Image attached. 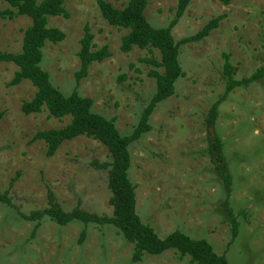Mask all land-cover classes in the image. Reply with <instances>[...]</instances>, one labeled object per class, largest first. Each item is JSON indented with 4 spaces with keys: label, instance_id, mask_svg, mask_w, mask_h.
<instances>
[{
    "label": "rangeland",
    "instance_id": "obj_1",
    "mask_svg": "<svg viewBox=\"0 0 264 264\" xmlns=\"http://www.w3.org/2000/svg\"><path fill=\"white\" fill-rule=\"evenodd\" d=\"M104 1L116 9L128 2ZM178 3L148 0V22L168 28ZM8 8L0 3V12ZM65 8L68 18L49 19V26L64 32L66 39L45 46L43 70L64 95L77 91L92 99L94 113L113 121L123 136L130 135L156 91L155 79L141 62L151 54L138 48L121 51V40L129 32L104 20L98 0H68ZM218 17L224 18L208 37L180 46L185 76L177 82L175 95L155 109L152 130L131 145L129 176L136 187L137 212L160 238L179 230L208 241L218 255L227 253L229 264H264V78L235 89L220 106L217 127L233 176L231 208L240 223L233 244L225 188L208 154L205 126L211 106L225 90L224 55L230 56L237 80L264 66V0H234L228 6L219 0H192L172 30L176 43L195 36ZM30 25L27 17H0L1 50L20 53ZM86 27L94 36V50L107 46L111 56L92 64L78 83ZM154 55L160 59L159 52ZM18 70L12 63H0V111L6 113L0 121V189L9 191L17 207L0 204V264H191L189 257L174 250L147 254L134 263V245L112 225L77 221L61 227L46 218L36 229L37 222L20 215L46 208L50 191L66 211L78 202L99 215L112 216L114 209L109 202V172L93 167L94 161H110L104 145L79 137L48 157L44 141L32 142L38 132L63 128L71 118H49L46 111L24 115L22 103L32 100L37 90L29 81L9 86ZM83 230L87 235L80 244Z\"/></svg>",
    "mask_w": 264,
    "mask_h": 264
},
{
    "label": "trees",
    "instance_id": "obj_2",
    "mask_svg": "<svg viewBox=\"0 0 264 264\" xmlns=\"http://www.w3.org/2000/svg\"><path fill=\"white\" fill-rule=\"evenodd\" d=\"M67 1L44 0L38 3L37 0H0V3L9 6L8 9L0 12L1 18L14 20L19 17H27L31 20V25L24 31L21 52L9 53L0 48V63H12L19 69L9 86H18L24 81H29L37 90L32 100L22 103L21 110L24 115L30 116L46 111L49 118L60 121L67 117L71 118L65 127L38 132L33 138L32 142L44 141L46 143V155L48 157L54 156L65 142L73 141L79 137L96 140L108 149L110 161L104 163L94 161L93 167L109 172L108 188L112 195L109 202L114 209L113 215H99L86 211L82 208V202H78L72 211H66L51 191L48 195L46 208L31 212L28 215L23 213L20 215L26 221L37 222L36 229L46 218L61 227H66L77 221L84 225H112L121 232L129 243L134 245L135 251L132 258L134 263L141 262L147 254L159 256L174 250L181 257H189L191 264H229L226 257L227 253L218 255L206 240H195L179 230L162 239L153 228L145 225L137 212L136 187L132 184L129 176L131 145L152 130L150 119L155 109L159 104L175 95L177 82L185 76L179 60L180 46L205 39L219 27L224 17L211 20L195 36L186 38L181 43H176L172 30L184 16L192 0H179L176 17L168 28H155L148 22L146 18L148 0H128L123 9H116L111 3L98 0L99 10L104 20L111 27L129 32L121 40V51L129 53L134 48H138L148 50L152 56L141 59V62L148 66V76L156 81L155 94L143 110L134 131L128 136H123L113 121L94 113L92 99L82 97L77 91L69 96L64 95L54 87L49 74L41 66L45 46L48 43L58 44L66 39L64 32L49 26V19L51 17L68 18L69 14L65 8ZM233 1L219 0L225 6L230 5ZM93 40V34L86 27L84 37L81 40L79 54L81 69L76 76L78 83L88 76L92 64L101 63L111 56L107 46L94 50ZM155 51L159 52L160 59L155 57ZM224 59L225 90L223 95L211 106L205 120V126L208 136V154L215 167V172L222 180L225 188L224 204L232 226L231 244H233L238 238L240 223L231 208L233 176L217 123L220 116V106L228 100L235 89L262 80L264 78V66L251 77L237 80L235 78L236 69L230 61V56L224 55ZM124 79L125 77L121 81ZM5 114L4 111H0V121L3 120ZM18 178L19 176L11 181V186L17 182ZM0 204L17 208L12 203L9 191L2 192L1 189ZM86 235V230H83L79 240L80 244L84 243Z\"/></svg>",
    "mask_w": 264,
    "mask_h": 264
}]
</instances>
